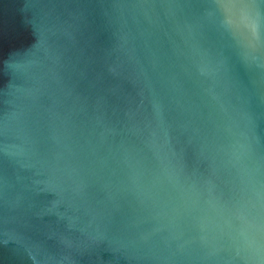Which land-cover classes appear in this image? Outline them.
Wrapping results in <instances>:
<instances>
[{"label":"water","instance_id":"water-1","mask_svg":"<svg viewBox=\"0 0 264 264\" xmlns=\"http://www.w3.org/2000/svg\"><path fill=\"white\" fill-rule=\"evenodd\" d=\"M0 264H264V0H0Z\"/></svg>","mask_w":264,"mask_h":264}]
</instances>
